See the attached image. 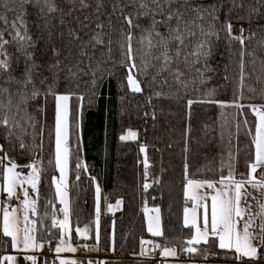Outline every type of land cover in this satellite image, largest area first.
<instances>
[{
	"label": "snow or ice",
	"instance_id": "snow-or-ice-1",
	"mask_svg": "<svg viewBox=\"0 0 264 264\" xmlns=\"http://www.w3.org/2000/svg\"><path fill=\"white\" fill-rule=\"evenodd\" d=\"M235 7V0H233ZM261 6H264L262 0ZM239 7L246 5L241 3ZM92 8L89 0H0V126L7 129L5 139L15 136L19 147H27L23 137L28 135L26 128L33 130L35 139L38 121L29 112V105L38 98L45 100L49 96L55 99V151L54 167L59 178L52 177L54 199L61 206L59 212L63 219L56 217L55 205L52 200L45 206L43 215L39 212L38 201L40 197L39 185L41 183L42 167L32 161L27 165L18 166L15 161L5 153L0 157L2 167V182L0 194H5L7 201H18L16 208L10 203L0 201V233L2 237L10 238L13 252L23 254V259L30 264H37V257L28 253L42 251L44 242L38 239V232L47 230L45 221L51 219V227L59 229V241L55 253L76 251L70 245V202L68 199V166L70 159L69 140V100L71 93L60 94L56 91L61 79L69 83L78 82L82 77H88L86 83L90 86L91 95H96L106 77H112L114 69H127V86L132 93L143 91L142 83L151 90L148 102L156 99H184L188 96L190 86L204 84L210 77L206 75L211 71L209 60L213 56L214 42L219 41L221 32L229 42L236 41L241 45L239 50V94L231 102L214 99V90L205 93L202 98H187V107L191 109L194 103L216 104L219 106L221 116L224 109H235L236 118L229 124L225 120L220 124V138L223 141L227 134L229 151L227 158H221L220 172L227 169V175L221 174L219 180L196 179L189 175V165H184V198L186 203L191 201V207L183 209V226L190 229L191 238L184 241L183 251L188 254H197L198 245L209 243L210 238L218 241L222 250L234 252L240 264L245 260L252 264L258 262L264 255V221L255 224L258 216L264 215V205L261 213L253 214L251 206L242 202L248 195L245 185L264 189V104L245 105L243 90L247 87L250 93L256 89L246 85L248 79L245 73V57H252L255 63V54L247 52L246 40L255 38L256 33L247 37L233 35V26L230 22L221 21L219 6L215 2L207 3L205 0H111V11L106 9V0H95L93 12L81 18L76 15L85 9ZM248 18L255 15L261 17L260 8L248 6ZM107 15L105 23L102 15ZM11 15V19L9 16ZM116 17V22L112 17ZM31 18V21H30ZM31 25L38 33L46 34L34 38L30 31ZM94 25V26H93ZM107 28V31L105 30ZM115 36V39L113 38ZM45 39L51 58L41 63L37 62V51L40 50L39 40ZM13 49L10 51L9 49ZM119 53V59L114 53ZM47 55V53H45ZM264 63V61H262ZM151 76V79L147 77ZM169 78L176 85L175 91L165 93L161 89L168 86ZM38 81V82H37ZM260 83V78L257 77ZM199 90V89H195ZM181 91L184 96H180ZM259 95L264 98V87ZM251 98V97H249ZM83 100V96H77ZM250 108L256 117L254 134L247 119L241 121L243 109ZM36 111L42 112L40 106ZM147 115V114H146ZM155 119V114H153ZM241 125L247 129L251 137V148L254 149V159L247 162V178L237 179L235 175L236 154L230 148L233 138H237ZM78 127V125H77ZM235 131H232V128ZM225 129L227 131L225 132ZM20 130V134H17ZM186 132L184 152L187 154L188 134ZM43 135V126L40 133ZM136 133L129 132L121 136V140L135 139ZM3 146H0V152ZM239 149H237V152ZM145 152V147H140ZM7 161V163H4ZM50 164L52 161L49 162ZM18 167L30 169L27 175L18 171ZM81 167L78 162L76 168ZM149 163L144 161L145 183L144 191L152 186L147 182L149 176ZM261 175L257 178L256 173ZM86 171V168H85ZM79 179V173L77 174ZM93 183L95 180L93 178ZM154 183H160L156 179ZM218 185V186H217ZM31 190V195L30 191ZM201 190H207L202 192ZM210 200V205L208 201ZM97 220L96 241L99 242V203L100 188L96 187ZM121 201L116 202V206ZM52 206L51 215L48 207ZM111 205L109 208L111 209ZM202 210V212L200 211ZM156 215L149 217L147 209V230L154 236H162L160 224V209L153 208ZM258 229V230H257ZM77 237L89 239L88 228H75ZM7 244V241H5ZM141 253L146 254L141 240ZM87 249V245L84 246ZM160 245H153L159 248ZM163 257H176L175 247H164ZM205 258H207L205 256ZM0 264H19L17 255H4ZM59 264H78L75 260L60 259ZM91 264V262H89Z\"/></svg>",
	"mask_w": 264,
	"mask_h": 264
},
{
	"label": "trees",
	"instance_id": "trees-1",
	"mask_svg": "<svg viewBox=\"0 0 264 264\" xmlns=\"http://www.w3.org/2000/svg\"><path fill=\"white\" fill-rule=\"evenodd\" d=\"M92 8L78 12L83 18L93 12L95 0H89ZM207 3L215 2L219 6L221 21L230 22L233 26V35H237L238 23L248 27V34L256 33L255 38L246 40L247 52L255 54V63L252 57H245V73L248 76L245 84L256 89L250 93L247 87L243 90L245 105L264 104V98L259 93L264 87V6L262 0H205ZM243 3L246 7L241 8ZM248 6L260 8L261 17L253 15L248 18ZM3 11V9H0ZM111 11V0H106V9ZM11 19V15L9 16ZM101 19L106 23L107 15ZM116 22V17H112ZM31 21V18H30ZM2 26V25H0ZM94 26V25H93ZM107 31V28L105 29ZM30 31L34 38L45 36L38 33L30 22ZM115 39V36L113 37ZM45 39L39 40L40 50L37 51V62L49 60L51 52L45 43ZM241 45L225 39L221 32L219 41L214 42L213 56L209 60L211 71L206 75L210 77L204 84L190 86L188 96L184 99H156L153 97L151 104L148 97L151 90L142 83L141 93H132L127 86V69L115 68L112 77H106L97 89L96 95H91L90 86L86 83L88 77H82L78 82L69 83L63 78L56 91L60 94L71 93L70 98V126L68 147L70 149L68 199L70 202V226L72 241L80 240L75 228H88L89 239H95V222L97 219L96 187L100 188L99 217H102L100 225V247L105 253L111 251L116 255L113 259L103 261L101 264H154L150 259L140 257L141 240L153 245L175 247L177 258L196 261L215 260L219 262H237L235 254L229 250L218 247V241L210 238L207 245H198L197 254H188L183 251L186 246L184 241L191 238L190 229L183 226V209L190 206L184 198V165H189V175L196 179L219 180L221 174L227 175L225 168L220 172L221 158H227L229 151L227 134L222 141L220 138V124L227 120L229 124L236 118L235 109H221L216 104L194 103L191 109L187 107V98H202L205 93L214 90V99L231 102L239 94V50ZM12 51L13 49H9ZM47 53V55H45ZM114 58L119 59V53H114ZM260 78V83L257 82ZM151 79V76L147 77ZM38 82V81H37ZM168 86L161 90L165 93L175 91L176 85L169 78ZM195 89H199L198 91ZM77 96H83L78 100ZM180 96H184L181 91ZM251 97V98H249ZM40 106L43 111H36ZM244 115L239 119H247L254 134L256 117L250 108H244ZM29 112L38 121L36 125L35 139L33 130L26 128L28 135L23 137L27 147L21 149L15 136L5 139L7 129L0 126V146L3 151L18 166H24L38 159L39 167H42L41 183L39 185L40 197L38 201L39 212L43 215L45 206L49 200L55 205L56 217L62 218L59 212L61 207L54 199V187L51 184L53 176H57L54 167V128H55V99L49 96L47 100L38 98L29 105ZM147 114V115H146ZM155 114V119H153ZM43 126V135L40 129ZM78 125V127H77ZM188 134L187 154L184 152L186 132ZM135 132V139L121 140V136H127L129 132ZM227 129H225V132ZM235 131V128H232ZM247 129L241 125L238 139L233 138L230 150L236 154L235 175L237 179L247 178V162L254 159V149L251 148V137ZM20 134V130H17ZM145 147V152H140V147ZM237 149L239 151L237 152ZM149 163V176L147 182L152 186L144 191L146 182L144 176V161ZM52 161L50 164L49 162ZM81 167L76 168L77 163ZM4 163H7L5 161ZM86 168V171H85ZM21 172L29 169L18 167ZM79 173V179L77 174ZM93 178L95 183H93ZM159 179L160 183H154ZM119 207L121 216L112 219L108 214L109 205ZM160 209V224L162 236L154 237L147 230L145 209ZM51 215L52 206L48 207ZM47 230L38 232V239L44 243H53L59 239V229L51 227V219L45 221ZM7 241V244L5 243ZM10 250V239L2 237L0 233V253ZM205 256L207 258H205ZM247 261V260H245Z\"/></svg>",
	"mask_w": 264,
	"mask_h": 264
},
{
	"label": "crops",
	"instance_id": "crops-1",
	"mask_svg": "<svg viewBox=\"0 0 264 264\" xmlns=\"http://www.w3.org/2000/svg\"><path fill=\"white\" fill-rule=\"evenodd\" d=\"M13 204H14V200H13ZM109 212H110V210H108V214H109ZM112 213H115V217L119 218L121 216L120 207L113 205ZM110 214H111V212H110ZM0 216H1V214H0ZM62 217H63V213H62ZM98 218H99V237H100V233H101L100 225H101L102 217H98ZM79 239L83 240L81 238H79ZM44 244H45V247H43L42 251H37L35 253H28L29 255H35L37 257V264H50L53 261V258L51 256L52 255L57 256V254L55 253V247H56L55 244L52 243L53 244V250L52 251L48 250L49 243H44ZM70 245H71V247L76 249V251L74 253L65 252V253H61L57 257H59L60 259L75 260L78 262V264H89V262H91V264H101L105 260L113 259L116 257V255L112 251L110 253H105L101 249L100 238H99V242L97 243V241H96V223H95V239L93 242H86L83 240V241L72 242V243H70ZM85 245L88 246L87 249L84 247ZM143 248L145 249L146 254L143 256L140 255V257L143 259H146L151 254V251H149V243L146 242L143 245ZM4 255H17L19 264H30V262L25 261L23 259V254H18V253L13 252V250L11 249V246H10L9 251H2V253H0V260H2ZM161 261H162L161 264H232L231 262H219V261H215V260H211V259L202 260V261H196V260L188 259L187 261H181L180 259H177V256L176 257H163L162 256ZM244 262L246 264H249L248 261H244ZM252 264H264V255H262L260 257L258 262H252Z\"/></svg>",
	"mask_w": 264,
	"mask_h": 264
},
{
	"label": "rangeland",
	"instance_id": "rangeland-1",
	"mask_svg": "<svg viewBox=\"0 0 264 264\" xmlns=\"http://www.w3.org/2000/svg\"><path fill=\"white\" fill-rule=\"evenodd\" d=\"M235 25H237V35H240L241 34V30H243V35L247 37L248 27L245 24H242V23H238V24H235ZM234 31H236V30H233V33H234ZM68 104H69L68 122H69V126H70V121H69V118H70V100H69ZM54 151H55V137H54ZM36 162H37V167H39V162L40 161L38 159H36ZM2 171H3V169L1 167V169H0V182H2ZM29 171H30V169L27 172H22V173L24 175H27ZM260 175H261V172H260V170H258V172L256 173L257 178H259ZM56 177L59 178V173L58 172H57V176ZM68 180H69V166H68L67 182H68ZM245 189H246L248 195L246 197V200L243 201L242 203L245 204V205H250L251 206L250 211L253 214L261 213V205H264V189H259V188H255L254 189L250 185H245ZM29 191H30V195H31V190H29ZM201 191L205 192L207 190H201ZM3 195H5V194H0V201L3 198ZM13 200H14V204H13V206L11 208H16L18 206V201L16 199H13ZM208 203L210 205V200L208 201ZM189 207H191V204H190ZM200 211L202 212V210H200ZM147 212H148V216L149 217L156 215L154 212H152V209H147ZM0 214H1L0 217H2V211H0ZM61 219H63V217ZM262 221H264V215L258 216L256 218V220H255V224L258 226V225L261 224ZM147 223L148 222H147V218H146V224ZM59 238H60V236H59ZM58 241H59V239L57 241L53 242V244H55V246H56ZM71 241H72V237L70 236V243L73 242V241L72 242ZM44 247H45V244H44ZM262 251H264V250H262ZM177 259H179V258H177ZM180 260L181 261H187L188 259H180ZM161 262L159 264H161Z\"/></svg>",
	"mask_w": 264,
	"mask_h": 264
},
{
	"label": "built area",
	"instance_id": "built-area-1",
	"mask_svg": "<svg viewBox=\"0 0 264 264\" xmlns=\"http://www.w3.org/2000/svg\"><path fill=\"white\" fill-rule=\"evenodd\" d=\"M0 169H1V167H0ZM1 201H4L5 203H10L11 207L13 205V200H11L10 202H8L6 197H3L1 199ZM48 250L49 251H52L53 250V245L52 244H50L48 246ZM161 254L162 253H161L160 250H154L152 257H149V259L151 261H153L154 264H159L161 262ZM51 257L53 258V261L50 264H59V260H60L59 257H57L55 255H52ZM233 264H240V262H235ZM243 264H246V263L243 262Z\"/></svg>",
	"mask_w": 264,
	"mask_h": 264
},
{
	"label": "water",
	"instance_id": "water-1",
	"mask_svg": "<svg viewBox=\"0 0 264 264\" xmlns=\"http://www.w3.org/2000/svg\"><path fill=\"white\" fill-rule=\"evenodd\" d=\"M110 212H111V210H110ZM110 212H109V213H110Z\"/></svg>",
	"mask_w": 264,
	"mask_h": 264
}]
</instances>
